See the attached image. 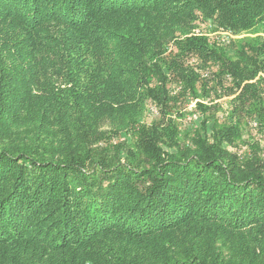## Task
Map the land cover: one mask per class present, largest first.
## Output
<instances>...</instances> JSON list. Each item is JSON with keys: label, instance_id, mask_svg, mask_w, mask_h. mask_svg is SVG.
I'll list each match as a JSON object with an SVG mask.
<instances>
[{"label": "trees", "instance_id": "1", "mask_svg": "<svg viewBox=\"0 0 264 264\" xmlns=\"http://www.w3.org/2000/svg\"><path fill=\"white\" fill-rule=\"evenodd\" d=\"M251 122L264 0H0V264H264V148L232 150Z\"/></svg>", "mask_w": 264, "mask_h": 264}, {"label": "rangeland", "instance_id": "2", "mask_svg": "<svg viewBox=\"0 0 264 264\" xmlns=\"http://www.w3.org/2000/svg\"><path fill=\"white\" fill-rule=\"evenodd\" d=\"M193 32H195L196 34H205V36L207 35L209 37V39H214L213 37L216 36V33L219 34V39L225 40L227 41L228 38V43L231 44L232 43H238L240 41H253L256 40L258 37H260L262 35L261 32V28L259 26H255L252 29H250L247 32H244L242 34L239 35H234V34H228L225 32H214L209 29L207 30V28L205 26H200L199 28L193 30ZM205 32V33H203ZM227 37V38H226ZM215 40V39H214ZM217 41V40H215ZM224 43L221 42V40L218 41V47H222ZM233 96H228V95H222L221 98H217L215 101L213 102H208V99H202L201 102L205 105H216L217 107V112L215 114L216 117L218 118H223L225 116L228 115L230 109H231V103L230 100ZM197 100L194 101H189L188 103H185L184 107L180 110V112L178 113H174L172 115L173 119L176 122V125L178 126V130L180 135V139H186L188 131L190 132V129H202L201 128V121L202 119H204L205 115L204 113L202 114L200 111H197L195 109V103ZM213 103V104H212ZM158 110L156 107H150L149 109V118L151 117H155L157 116ZM220 120V119H219ZM219 123L217 124L216 122V128L218 129ZM212 126H214V123H212V121H208L207 126H206V131L207 132H211ZM252 127V128H251ZM245 128V130H243ZM243 129H241V136L240 138L237 139V147L232 148V150H238V152H243L246 151L247 149L249 150V145L246 144L249 140V136H252V139L249 143H253V141L256 142L257 145L260 146V148H264V130L263 131H259L256 127V124L254 122H251L249 124V128H251V131L246 130V127H244ZM190 135V134H189ZM109 139H110V143L112 145H117V144H121L126 137L125 135L122 136H117V135H108ZM125 148V147H124ZM124 148L120 149V153L116 154V156L119 157L122 156L121 154H123L124 152ZM119 152V151H118ZM121 160L123 159L122 157H120Z\"/></svg>", "mask_w": 264, "mask_h": 264}]
</instances>
